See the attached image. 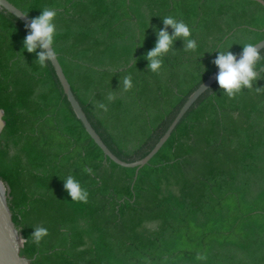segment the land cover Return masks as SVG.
<instances>
[{"label": "trees", "instance_id": "16d2710c", "mask_svg": "<svg viewBox=\"0 0 264 264\" xmlns=\"http://www.w3.org/2000/svg\"><path fill=\"white\" fill-rule=\"evenodd\" d=\"M8 1L29 18L57 10V59L92 127L126 162L143 158L218 70L217 50L238 54L264 39V7L252 0ZM165 16L188 24L198 48L176 40L156 74L145 55ZM26 35L0 9V180L30 264H264V92L230 100L216 81L136 171L104 156L51 63L41 68L24 49ZM260 75L254 88H264ZM68 175L87 204L71 202ZM36 225L49 232L39 246L29 239Z\"/></svg>", "mask_w": 264, "mask_h": 264}, {"label": "clouds", "instance_id": "9594fccd", "mask_svg": "<svg viewBox=\"0 0 264 264\" xmlns=\"http://www.w3.org/2000/svg\"><path fill=\"white\" fill-rule=\"evenodd\" d=\"M58 12L55 8L45 7L37 17L28 18L23 13L20 14L25 20L27 35L24 38L23 46L28 53L36 54V63L41 68H47L49 63H55L56 52L54 49L55 37L57 35V25L55 23ZM163 27L157 33L155 46L149 50L145 59L148 61V70L152 73L160 74L163 67V58L170 52L174 53V42L182 40L185 52H195L198 48L197 41L192 38V30L183 20H177L173 16H165L162 20ZM171 28V33L169 32ZM230 49V48H229ZM217 50V55L212 63L218 68L215 79L223 96L228 99H236L244 90L264 92V88L255 87L254 83L261 79V72L264 67L258 69L261 60V45L247 43L243 45L242 51L234 54L230 50ZM239 56V58H237ZM120 87L124 92L133 88L132 76L127 75L120 81ZM203 88V87H202ZM206 90V89H204ZM115 98L113 93H109L107 99L112 101ZM98 109L107 111V105L100 102L95 105ZM88 175H93L91 168H84ZM64 189L71 197V202L87 204L89 202V192L82 187L81 183L73 176L68 175L63 178ZM34 231L30 236V241L37 246L49 235L48 229L43 225L33 227ZM204 256H197V259H205Z\"/></svg>", "mask_w": 264, "mask_h": 264}, {"label": "water", "instance_id": "95a60500", "mask_svg": "<svg viewBox=\"0 0 264 264\" xmlns=\"http://www.w3.org/2000/svg\"><path fill=\"white\" fill-rule=\"evenodd\" d=\"M256 1L264 7V0H252ZM0 9L5 10L6 12L14 15L17 19H19L24 25L26 24V20L20 16L21 13L26 15L21 9L16 7L8 0H0ZM28 17V16H27ZM29 18V17H28ZM261 45V49L264 48V39L255 43ZM239 58V56L237 57ZM56 76L60 82L63 93L66 96L75 116L81 122L85 131L89 135V137L93 140V142L100 148L103 152L104 156L109 158L112 162L116 163L122 167L128 168H136L139 169L141 166L145 165L150 158L160 149L163 143L168 139L171 132L175 128V126L179 123L188 109L195 103V101L205 92L207 91L215 82L216 75L218 74V70L208 76L185 100L171 123L168 125L167 129L164 131L162 136L159 138L157 143L153 146V148L141 159L126 162L118 158L112 151L105 145L103 140L97 134L95 129L92 127L89 122L86 114L84 113L80 103L76 99L71 86L63 72V69L57 59L55 63H51ZM203 87V88H202ZM206 89V90H204ZM4 112L0 109V134L5 126V121L3 120ZM0 185L4 187V184L0 180ZM23 239L21 238L18 228L12 221L11 211L9 209L7 203V196L5 192H1L0 190V264H30L31 260L25 256L20 254V248L22 246Z\"/></svg>", "mask_w": 264, "mask_h": 264}, {"label": "bare ground", "instance_id": "6f19581e", "mask_svg": "<svg viewBox=\"0 0 264 264\" xmlns=\"http://www.w3.org/2000/svg\"><path fill=\"white\" fill-rule=\"evenodd\" d=\"M0 190L1 192H4V187L2 185H0Z\"/></svg>", "mask_w": 264, "mask_h": 264}, {"label": "rangeland", "instance_id": "374dc122", "mask_svg": "<svg viewBox=\"0 0 264 264\" xmlns=\"http://www.w3.org/2000/svg\"><path fill=\"white\" fill-rule=\"evenodd\" d=\"M4 192H5V195L7 196V188L5 187V185H4Z\"/></svg>", "mask_w": 264, "mask_h": 264}]
</instances>
